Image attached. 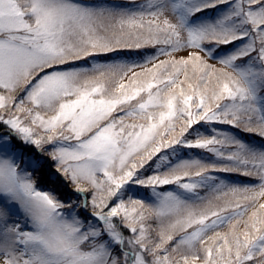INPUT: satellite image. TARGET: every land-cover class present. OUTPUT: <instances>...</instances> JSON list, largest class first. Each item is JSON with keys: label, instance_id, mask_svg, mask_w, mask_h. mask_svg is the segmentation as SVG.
Returning <instances> with one entry per match:
<instances>
[{"label": "snow or ice", "instance_id": "obj_1", "mask_svg": "<svg viewBox=\"0 0 264 264\" xmlns=\"http://www.w3.org/2000/svg\"><path fill=\"white\" fill-rule=\"evenodd\" d=\"M0 264H264V0H0Z\"/></svg>", "mask_w": 264, "mask_h": 264}]
</instances>
